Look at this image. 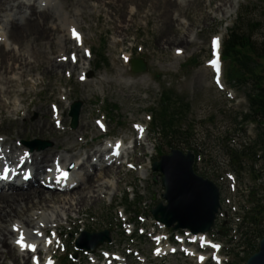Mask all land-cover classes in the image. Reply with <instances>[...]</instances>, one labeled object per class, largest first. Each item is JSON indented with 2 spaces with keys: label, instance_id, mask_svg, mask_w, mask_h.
Masks as SVG:
<instances>
[{
  "label": "rangeland",
  "instance_id": "obj_1",
  "mask_svg": "<svg viewBox=\"0 0 264 264\" xmlns=\"http://www.w3.org/2000/svg\"><path fill=\"white\" fill-rule=\"evenodd\" d=\"M56 1L65 4L61 6L65 20L63 22L62 19V29L74 25L84 43L79 48L78 40L70 42V48L68 46L66 49V70L59 72L64 68L62 65L57 72L42 74L45 59H53L59 54L56 51L58 45L52 42L56 34H49V43L48 39L41 40L37 47V58L31 53L34 50L32 46L30 49L29 37L26 40L20 36L16 40H5L7 46L17 53L18 43H21L20 53L26 56L29 52L30 59L27 57V60L30 63L22 61V66L18 68L16 64L5 75L12 80L7 88L10 94L0 85L3 92H0V137L17 132L22 135L15 138L16 145L22 150L11 149L13 154L4 158L27 152L28 146L22 148L18 144L34 138L51 144L44 149L36 146L31 150L35 153L53 149V152L57 150V154H67L57 147L62 145L65 149L66 146L70 148L78 144L75 151L79 152L74 153L83 156L118 139L123 141L129 152L127 160L123 159L124 165L103 179H112L108 184L110 188L105 190L107 193H102L96 202L82 205L78 213L72 211L68 221H62V226L57 228L56 234L61 241L56 243L57 249L54 245L49 249L50 253L55 252L56 264L68 254L73 255V264H94L88 256L76 251L74 245L82 240L79 231L97 233L105 230L109 231L111 241L98 249L105 248L107 252L122 254L129 264H198L194 257L180 252L157 258L152 254L155 244L149 235L155 231L168 236L170 230L157 225L150 214V209L158 202L167 204L161 196L160 175L152 172L151 166L159 160L160 155L169 154L172 149L199 155V162L195 166L197 174L214 179L219 186L223 215L226 214L228 221L236 226V237L231 243L213 232L214 237L223 244V251L228 253V259L225 258L231 261L236 252L249 254L252 248L247 246L245 234L253 228L242 221L240 211L230 214V208L243 204L248 207L245 199L250 189L257 191V197L262 199L264 205V152L261 148L258 150L261 159L256 162L251 156L240 152L244 147L252 148L255 142L263 139L261 129L264 130V127L259 122L241 121V114L247 111L245 92L248 87L233 86L228 82L225 78L227 62L221 60V85L224 88L220 90L212 81L208 61L215 53L213 38L220 35L223 42L228 31L238 26L241 33L250 35L257 44L262 57L255 60L257 67L262 68L264 0H171L173 5H168L167 0ZM4 10H9V6L2 7L0 13L4 14ZM261 45L263 49L259 47ZM71 52L80 57L76 63L70 60ZM125 57L142 58L147 70L131 72ZM36 59L44 62L40 66L42 68ZM27 64L36 65L38 69L30 71ZM78 76L82 79L85 76L86 81L81 82ZM37 78L39 80L32 85L33 79ZM33 87L36 88L32 91ZM74 101H80L81 108L77 127L71 129L68 111L70 103ZM58 102L61 113L59 121H56L54 112H57ZM169 118L172 122L168 121ZM96 119L106 124V132L98 129ZM33 123L39 126L45 123L47 127L37 128L35 125L36 128L32 129ZM139 126L145 129L147 135L142 133L143 144H140V148H131L132 141L139 136L136 129ZM169 127L180 134H173L169 139ZM259 134L262 137L258 139ZM258 145H261L260 141ZM234 152L242 155L241 162H238L240 165L232 159ZM84 159H88V154ZM125 161L132 162L133 169L126 166ZM141 169L147 170L145 177L140 176ZM227 173L235 176L234 190L228 189V180H223ZM253 174H260L259 179L253 180ZM153 176L157 178L156 184L152 181ZM90 184L82 191L87 192ZM77 192L70 195L76 198ZM126 198L131 206L124 209L122 205ZM126 219L130 225L123 226ZM131 225L133 236L130 235ZM140 228L145 231L144 234H140ZM259 228L264 230V218ZM259 240V235H251V244L257 246ZM173 246L178 248L179 245L174 243ZM19 261L32 264L27 256L23 259L20 257ZM3 263L12 264V261L8 258L0 261V264ZM96 264H105L102 255L101 262ZM235 264L241 262L237 260Z\"/></svg>",
  "mask_w": 264,
  "mask_h": 264
},
{
  "label": "bare ground",
  "instance_id": "obj_2",
  "mask_svg": "<svg viewBox=\"0 0 264 264\" xmlns=\"http://www.w3.org/2000/svg\"><path fill=\"white\" fill-rule=\"evenodd\" d=\"M62 4L65 6L64 3ZM62 4H59L56 0H0V9L2 7L9 6V10H4V14H2V12L0 13V85H3V90L7 94L11 93L7 88L9 86L8 84L11 83L12 80L6 78L5 75H7L8 72L16 66V64H18V68L20 65L22 66V61L30 63V53L26 50H24L27 52L26 56L23 53H20L22 49H20L21 43H18L19 53L7 46L6 41L9 38L16 40V38L20 36L22 39L25 38L26 40L29 37L30 39L28 41H30L31 45L29 43L28 44L30 49L32 46V49L34 50L31 53H34L35 56L33 55V57L37 58V47H39L41 40L43 38L48 39L47 43H49V34H56L57 36L56 38H53L52 42L58 45L56 49V51L59 52V54L56 55L58 59L56 60V57L53 59L47 57L45 59L46 65L44 62L41 63L38 59H36L40 62L38 64L39 67L44 64L43 68L40 67L43 69V72L40 73L45 74L52 71L57 72L58 69L64 65V68L59 71L63 72L68 67L66 61V49L68 46L70 48V42L74 40H78V46H80V37L76 38L73 36L74 30L75 32L77 31L74 25H69L62 29V19L63 22H65L61 14L63 11L61 10ZM167 4L173 5L174 3L171 0H167ZM58 12L60 17L58 16ZM227 13L228 11L225 12V14ZM53 30L57 32H54ZM23 31L24 33L22 35L21 32ZM3 36H5V39ZM217 38L219 42L220 35L215 38V41ZM81 41L83 42V40ZM28 44L26 43V45ZM75 46H77L76 43ZM15 55L18 57L16 58ZM27 57H29L28 60ZM9 62H11V64H9ZM27 65H30V71H33V68L38 69L36 65ZM84 79L85 76L82 80ZM37 80L39 79H33L31 82L32 85ZM35 88L36 87H33L32 91ZM0 92L3 93L1 86ZM12 105L15 107L14 102H12ZM57 105L60 109V102H58ZM0 112H2L1 105ZM18 113L19 110L17 109V114ZM26 113L27 112H25V115H27ZM56 116H59V114ZM35 125L37 128H44V126L47 127L45 123L40 126L36 123H33V127L31 128H36ZM16 136L22 135L17 132L10 133L8 137H0V165L4 164L16 167L20 162H23L24 165L22 168L25 170H34L36 174H38V177L35 175L33 180L29 179V184L24 189L19 188L15 183H9L6 185V187L0 188V261L2 260L3 262L9 258L11 259L12 264H26V261L20 262L19 258L21 257L23 259L25 256H27L31 259L33 254L28 251L29 247L23 248V244L26 243V245H35V253L41 256L42 250L46 248L48 244L46 239H42L43 234H47L48 230L55 231V229L62 226V221L67 222L69 214L72 211H76V213H78L79 208H81V206L85 203L92 201L96 202V200L100 199L101 194L106 192V189L110 188L108 187V184L110 181H112L110 178L107 180L103 179H105L106 176L108 177L110 173L116 172L118 167L122 165L121 163L117 164L116 160L107 163V159H105V157L107 158V153L105 152L104 146L95 149L93 153V150L86 153L88 154V159L85 160L84 157L86 154L82 156L79 153H74L79 152L75 151V148L79 146L78 144L76 147L75 145L71 146L70 148H68V146L65 147V149L70 153L65 151L62 145L57 147H61V149L67 154H57V150L53 152V149H49L42 150L40 153H35V151H32L33 153L29 151L18 152L15 155L9 157L13 154L12 150L15 151L18 148V151L22 150L16 145ZM141 143L142 140L138 142L136 141L135 147H139ZM20 145L22 148H26V146H28L25 144ZM113 145L114 144H112L109 151L112 150ZM148 149H150V147ZM5 155L9 156L4 158ZM92 158L99 159L97 160L98 164L91 163ZM131 163L132 162L130 161L126 162V164ZM88 165H90V169H85ZM65 173H67L66 176L68 177L66 181L70 180L74 182V180H77L78 183L76 186L67 187L60 191L58 189H61L60 187L62 183L57 181H60L59 179L63 181L62 177L65 175ZM146 173L147 170L145 169H141L139 172L141 177H145ZM103 174L105 176L101 177ZM18 176L21 177L22 173L18 174ZM44 180L46 186L49 184L55 185L54 189H48V187L45 185H41V181ZM89 184V190H87V192L82 191L83 188L86 190L85 186ZM75 191H79L77 192L79 194L76 196V198L74 195H70ZM58 194L65 196H58ZM68 194L69 196H66ZM39 233H42V235ZM21 234H23V242H21ZM166 250L168 251L169 249L161 248V255ZM91 255L95 258L99 257L98 252H94ZM198 257L200 258L201 256L199 255ZM125 264H128L127 260L125 261Z\"/></svg>",
  "mask_w": 264,
  "mask_h": 264
},
{
  "label": "water",
  "instance_id": "obj_3",
  "mask_svg": "<svg viewBox=\"0 0 264 264\" xmlns=\"http://www.w3.org/2000/svg\"><path fill=\"white\" fill-rule=\"evenodd\" d=\"M147 67L142 59L131 61V71L144 72ZM80 101H74L69 116L71 127L78 123ZM45 148L48 142L34 141ZM194 155L191 152L184 154L179 150H171L170 154L160 156L159 161L152 164V171L159 172L161 184L164 188L162 198L166 205L159 202L150 210L154 218L172 229H188L193 234L206 233L214 224L216 214L220 209L219 190L208 179L195 174L193 170ZM155 181V180H154ZM226 229L219 233L226 235ZM93 239L94 241H87ZM82 240L77 245L93 251L103 242H109L108 231L98 233L84 232ZM245 264H264V237L259 241L258 250L249 256Z\"/></svg>",
  "mask_w": 264,
  "mask_h": 264
},
{
  "label": "trees",
  "instance_id": "obj_4",
  "mask_svg": "<svg viewBox=\"0 0 264 264\" xmlns=\"http://www.w3.org/2000/svg\"><path fill=\"white\" fill-rule=\"evenodd\" d=\"M259 47L263 49V45ZM260 56L261 53L258 51L257 44L251 39L250 35L241 33L238 26H234L229 30V34L223 47V57L228 61L226 78L233 86L248 87L245 92L248 110L246 113L241 114L242 121L244 122H264V60L262 62L263 69L261 67L259 68V66L257 67L255 60ZM168 121L172 122L170 118ZM169 128L168 130L171 135L169 136L168 133L165 132L169 139L173 134H180L176 129ZM259 138L260 134L258 136V139ZM259 141L255 142V146L258 145ZM254 148L256 147L242 150V155H247L248 157L251 156L252 158L256 152V149ZM242 155L240 153H234V161L239 162ZM251 196L253 197V194H251ZM253 202H255V206L247 212L246 221L247 224L254 227V231L258 233L261 238L264 236V233H262V230L258 227L264 218V211L257 201ZM126 205L128 206V203H126ZM248 239H250V237H248ZM246 244L250 248H253V244H251L249 240H247ZM255 249L256 247L252 249V252L255 251ZM243 261H245V259ZM232 264L234 263L232 262Z\"/></svg>",
  "mask_w": 264,
  "mask_h": 264
},
{
  "label": "snow or ice",
  "instance_id": "obj_5",
  "mask_svg": "<svg viewBox=\"0 0 264 264\" xmlns=\"http://www.w3.org/2000/svg\"><path fill=\"white\" fill-rule=\"evenodd\" d=\"M74 34H76L75 33V30H74ZM77 36H78V34H76ZM216 43L218 44V38H217V40H216ZM65 175H67V173H65ZM39 234H41L42 235V233H39ZM21 242H23V234H21ZM25 247H31L33 250H35V245H24ZM218 247V246H217Z\"/></svg>",
  "mask_w": 264,
  "mask_h": 264
}]
</instances>
